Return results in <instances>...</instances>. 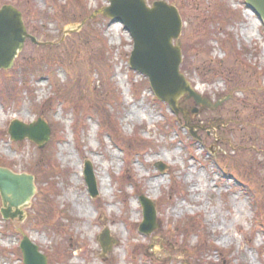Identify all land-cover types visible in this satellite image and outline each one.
Masks as SVG:
<instances>
[{"label":"rangeland","instance_id":"obj_1","mask_svg":"<svg viewBox=\"0 0 264 264\" xmlns=\"http://www.w3.org/2000/svg\"><path fill=\"white\" fill-rule=\"evenodd\" d=\"M162 1L182 7L181 72L221 102L214 111L181 98L188 113L176 116L156 100L129 69V34L101 15L108 0H0L46 44L26 41L13 80L0 74V167L32 176L36 189L21 219H3L0 198V264H22L23 237L48 264H264V26L243 0ZM32 63L53 75L21 80ZM14 120L43 121L48 142H12ZM140 197L157 208L148 235Z\"/></svg>","mask_w":264,"mask_h":264},{"label":"water","instance_id":"obj_2","mask_svg":"<svg viewBox=\"0 0 264 264\" xmlns=\"http://www.w3.org/2000/svg\"><path fill=\"white\" fill-rule=\"evenodd\" d=\"M247 7L264 24V0H244ZM109 6L102 9V15L120 23L133 40V51L130 56V67L145 75L156 97L168 104L170 109L178 114L186 112L178 107V101L193 99L196 106L215 110L221 103L212 104L207 98L195 93L184 76L180 73L181 49L174 45L181 34L182 20L177 9L164 1H158L151 7L145 0H108ZM75 32V31H70ZM26 40L36 46L46 44L38 42L26 32L21 13L12 6L0 9V70H9L15 58L23 50ZM192 113H197L193 110ZM12 141L28 139L39 148L49 140L50 130L47 125L38 120L26 125L13 121L8 129ZM163 167H160L162 169ZM85 183L92 197L97 195L96 183L90 163H85ZM36 193L34 178L26 174H15L0 167V198L3 219L23 217V208L29 206ZM143 207V224L140 231L146 234L156 228V212L152 202L140 199ZM15 210V213H11ZM109 239L107 235L101 240L103 252H106ZM23 264H47L38 247L27 237L19 246Z\"/></svg>","mask_w":264,"mask_h":264},{"label":"trees","instance_id":"obj_3","mask_svg":"<svg viewBox=\"0 0 264 264\" xmlns=\"http://www.w3.org/2000/svg\"><path fill=\"white\" fill-rule=\"evenodd\" d=\"M222 1V0H221ZM179 5H180V3H178ZM178 6V5H177ZM179 7V6H178ZM19 8L22 10V6L21 5H19ZM179 9H182V7H181V5H180V7H179ZM23 11V10H22ZM180 40H183V37H181V39ZM180 46H181V48H182V51H183V55H184V57H185V50H183L184 49V47H185V45L184 44H182V43H180ZM43 72H45V73H47V74H49L50 72H47V66L45 67V70H43V69H41V67H40V64H31L30 66H24V67H22L21 68V71H20V75L22 76V77H29L31 74H35V73H43ZM10 74H12V73H6V74H3L4 76V78L6 79V78H9L10 80L9 81H12V79H11V77H8V76H12L13 77V75H10ZM70 77V74H69V71H68V78ZM22 80V79H21ZM71 82L73 81V83L75 84V83H78V81H79V77L78 76H76L75 78H73L72 80H70ZM70 82V83H71ZM144 84H146L145 82H144ZM63 97V96H62ZM119 99H117V101H118ZM118 103V102H117ZM142 142L144 143V142H146L145 140H142ZM253 204L255 205V206H257L256 205V203H255V200H254V202H253ZM256 209H257V211L256 212H260L259 210H258V208L256 207ZM257 217H260V214H257ZM261 224L263 225V222H261Z\"/></svg>","mask_w":264,"mask_h":264},{"label":"bare ground","instance_id":"obj_4","mask_svg":"<svg viewBox=\"0 0 264 264\" xmlns=\"http://www.w3.org/2000/svg\"><path fill=\"white\" fill-rule=\"evenodd\" d=\"M81 210H83V211H81ZM80 211H81L82 213H84V214H85V213H89V209H88V208H86V207H85L84 209H83V208H81V209H80Z\"/></svg>","mask_w":264,"mask_h":264}]
</instances>
